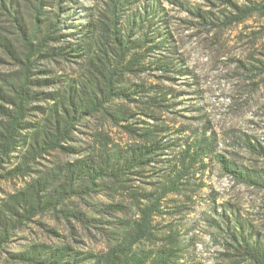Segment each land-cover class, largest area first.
Segmentation results:
<instances>
[{
	"label": "trees",
	"instance_id": "trees-1",
	"mask_svg": "<svg viewBox=\"0 0 264 264\" xmlns=\"http://www.w3.org/2000/svg\"><path fill=\"white\" fill-rule=\"evenodd\" d=\"M75 1L66 2L74 5ZM91 1L92 8L64 11L53 0H0L1 58L15 68L0 75V168L10 157L18 159L1 176H31L28 172L38 160L52 154L65 158L30 184L32 204L28 205L23 191L1 204L0 247L38 214L56 211L73 197L99 194L111 184L138 211L125 241L85 257L71 253L67 246L45 252L31 246V251L10 258L22 264H79L90 259V264H177L173 247L161 245L145 255L135 247L154 240V219L163 214L164 199L181 195L196 175L204 174L218 142L208 129L193 133L184 127L176 130L182 137L173 138L159 116L170 107L165 104L168 91L125 79L152 72L162 80L164 74L182 73L161 53L169 39L157 32L155 8L145 0L143 6L138 0ZM233 8L223 17L229 19L226 26L240 24L253 14L264 16V2L252 9ZM75 17H82L81 23H74ZM60 64L70 67L69 75L51 69ZM134 111L146 120L132 121ZM97 118L121 128L134 141L116 143L101 123L89 143L79 145L77 136ZM143 176L150 180L147 187L132 183ZM112 208L120 210L118 205L108 207ZM227 238L236 256L264 264V243L249 245L238 222Z\"/></svg>",
	"mask_w": 264,
	"mask_h": 264
},
{
	"label": "rangeland",
	"instance_id": "rangeland-1",
	"mask_svg": "<svg viewBox=\"0 0 264 264\" xmlns=\"http://www.w3.org/2000/svg\"><path fill=\"white\" fill-rule=\"evenodd\" d=\"M66 1L53 0V5L62 6L64 11L93 6L91 0H76L77 6ZM145 1L155 8L152 17L159 25L157 32L169 39L166 51L161 53L177 63L182 73L164 74L159 80V73L152 76V72H146L139 77L126 76V81L156 84L168 91L165 104L170 107L159 116L170 127L173 138L182 137L176 130L184 127L193 133L208 129L218 146L204 174L196 175L181 195L164 199L163 214L154 219V240L139 243L135 251L145 255L166 245L173 247L177 264H252L236 256L227 237L238 222L244 236L249 237V245L264 243V16L253 14L231 26H226L229 19L223 17L233 12V7L252 9L264 0ZM138 2L143 6L142 0ZM81 18L75 17L74 23H81ZM0 59V75L15 69L1 58V53ZM69 68L65 64L51 67L61 75H69ZM132 113V121L146 120ZM101 123L116 143L134 141L121 128L97 118L77 136L79 145L85 147L91 133L102 128ZM46 159L38 160L28 172L31 176L25 177L1 176L17 158L10 157L2 164L0 207L20 191L28 194V205L32 204L30 184L49 171L54 162L65 160L55 154ZM149 181L143 176L132 183L147 187ZM104 186L99 194L73 197L56 211L40 213L16 229L11 240L0 247V264H22L10 255L31 251V246L44 252L67 246L71 253L85 257L88 253H105L125 241L138 217L137 208L118 187ZM117 205L119 211L108 209ZM74 215H79L82 222ZM91 260L79 264H90Z\"/></svg>",
	"mask_w": 264,
	"mask_h": 264
}]
</instances>
